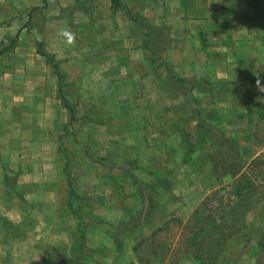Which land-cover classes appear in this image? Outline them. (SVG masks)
I'll use <instances>...</instances> for the list:
<instances>
[{
	"label": "rangeland",
	"instance_id": "rangeland-1",
	"mask_svg": "<svg viewBox=\"0 0 264 264\" xmlns=\"http://www.w3.org/2000/svg\"><path fill=\"white\" fill-rule=\"evenodd\" d=\"M28 1L0 0V264L43 260L46 249L38 247L57 241L71 248L78 246L79 239L58 234L64 227L84 236V245L90 249L88 257L99 264H264V113L254 115L251 137L243 139L248 146L232 144L226 137L223 146L218 143L217 150H211L218 154L215 161L221 169L209 180L202 179L205 186L198 188L200 178L207 173L204 167H209L204 157L208 149L194 155L198 146L195 137L170 132L162 140L148 129V117L157 120L162 112L175 108L151 105L148 95L155 90L146 88L145 77L138 73L137 82L132 68H118L114 59L98 56L100 48L115 44V33L110 41L106 37L105 14L98 12L92 17L94 26L90 28L86 9V15L63 8L56 12L37 0L31 5L36 9H26ZM68 15L71 18L66 20ZM64 28L75 34L73 46L59 36ZM98 38L106 42H98ZM36 41L42 42V52L55 62L38 53ZM153 64L156 70L162 67L158 60ZM154 76L158 80L163 75L158 72ZM58 84L62 85V99L75 111L72 117L60 98ZM39 90L44 102L37 106L34 98ZM14 98H22L24 103L11 105ZM37 114L42 120L39 135L20 138L23 149H12L16 145L7 137L9 119ZM12 126L19 128L14 123ZM154 126L158 127V121ZM168 143L169 152L164 157L151 149L167 147ZM7 147L16 152L7 156ZM242 148L249 149L242 150L246 160H241ZM162 160H174L169 171ZM19 161H23V171L18 175L15 167ZM252 161L255 163L249 166ZM228 167L251 171L255 198L244 217L250 229L246 226L232 232L215 242L219 246L206 251L197 249L191 233L194 211L199 210L196 218L201 227L212 221L220 223L213 234L217 235L224 229L220 219L231 201L237 200L230 187L205 202L208 195L232 182L222 178L220 171ZM180 178L188 182L178 189V196L173 187ZM15 197L20 202L14 201ZM2 216L9 220L5 222ZM161 217L165 219L158 224ZM22 218L20 233L17 223ZM141 240L142 246L133 252ZM255 244L259 245L258 253L252 252ZM68 261L60 259L59 264Z\"/></svg>",
	"mask_w": 264,
	"mask_h": 264
},
{
	"label": "crops",
	"instance_id": "crops-1",
	"mask_svg": "<svg viewBox=\"0 0 264 264\" xmlns=\"http://www.w3.org/2000/svg\"><path fill=\"white\" fill-rule=\"evenodd\" d=\"M33 3L34 0H29L28 3H25L24 8L36 9L31 6ZM40 3L46 8L55 9L56 12L63 8L69 10L70 13L76 14L81 11V14L86 15L87 10L89 18L87 26L90 28L94 26L92 17H96L98 12L105 14L104 28L109 34H106V37L110 41L112 40L111 33H115L113 38L115 44L109 49L108 47L100 48L98 56L114 59L118 68L128 67L127 70L132 68L131 72L137 82L138 73L139 76L145 77L142 81H146V88L155 90L148 95L147 100L151 105L156 104L165 110L170 105L175 108L170 113L169 110L166 113L162 112L161 117L157 120L148 117L146 123L151 124L148 129L161 137L162 140L166 135L169 137L170 132L176 136L195 137V143L198 146H196L194 155L197 153L201 155L202 152H198L200 149H208L204 157L209 167H204V171L207 173L200 178V183L196 185L198 188L205 186L202 179L212 178L213 173L221 169L215 161L218 154L216 151L212 153L211 150L218 148V143L223 146L226 142L223 138L229 137L232 144L240 147L243 144L248 146V141H243V139L251 137L250 124L255 120L254 115L258 116L264 113V93H261L256 87L257 79L260 80L261 85H264V0H121V4L116 6H113L111 0H37V4ZM74 10L75 12H73ZM128 13L132 16H139L156 27L166 29L167 41L160 56L172 74L187 83L185 88L173 92L163 90L167 78L166 68L162 66L156 70L153 62L149 60V54L144 49L141 29L135 20L129 17ZM65 18L68 20L71 17L68 15ZM66 22L70 24L69 21ZM106 22L110 23L106 25ZM99 39H97L98 42L104 41ZM158 72H161L163 76L156 80L154 74ZM190 85L192 88L188 89ZM134 87L136 86L134 85ZM40 90L37 99L34 98L38 102L37 106L44 102ZM191 97L195 99V102ZM14 100L15 98L12 99L11 105L17 106L24 103L22 98L21 101ZM196 109L199 111L198 114L195 113ZM154 121H158L157 128L154 126ZM8 123L11 129L7 137L13 138L16 145L12 149H23L25 145L21 143L20 138L33 139L37 137L42 126L40 114L25 117V119H20V116L15 119L11 117ZM13 123L17 124L19 128L15 129V126H12ZM188 134L189 136H187ZM202 139L205 141L203 142ZM12 149L7 147L5 150L7 156H12L16 152ZM151 149L162 152L164 157V154L167 155L169 152V143L167 147L158 145ZM240 150L242 152V150L249 149L242 148ZM203 152L205 153V151ZM244 155L241 156V160L248 159ZM194 160L197 161V158ZM162 161L165 170L169 171L170 163L174 160L170 163ZM22 162L19 161L15 167V172L18 175L23 171L20 168ZM202 163L205 162L201 160ZM7 166L9 168L10 164ZM229 170L233 169L229 167L225 169L227 173ZM220 171L222 178L230 180L229 182L232 181L233 172L225 175V171ZM194 174L196 175V173ZM184 179H178L173 187V193L178 196L180 195L178 189L188 182V179ZM194 181L197 182V180ZM2 182L3 186L9 190L4 179ZM209 182L210 187L212 182ZM13 199L20 202L17 197ZM163 219L165 218L161 217L158 224H161ZM2 220L6 222L9 219L2 216ZM22 221L23 218L17 223L20 233ZM0 224L3 223L0 222ZM246 226L249 230L250 226L248 224ZM64 229L65 227L61 230L59 228V233L58 230L55 232L59 235L79 239L81 242L78 246L71 248L68 245H63L62 242L58 244V241L47 247L39 246L38 249L43 248L42 251L46 249L43 260H29L20 264H59L60 259L69 260V264H72L71 260L80 253L81 234L76 236L69 229L67 231ZM10 246L13 247V245ZM258 249L259 245L255 244L252 247V252L258 253ZM1 264L11 263L3 261ZM84 264L99 263L88 257Z\"/></svg>",
	"mask_w": 264,
	"mask_h": 264
},
{
	"label": "trees",
	"instance_id": "trees-1",
	"mask_svg": "<svg viewBox=\"0 0 264 264\" xmlns=\"http://www.w3.org/2000/svg\"><path fill=\"white\" fill-rule=\"evenodd\" d=\"M113 3V6H116L119 4L118 0H111ZM115 4V5H114ZM129 17H131L137 25L140 27L141 32H142V37H143V42H144V49L148 52L149 54V60L151 62H156L157 60L162 64L161 66H164L166 68L167 72V78L164 82L163 85V90L164 91H176L178 89L185 88L187 83L179 77H177L175 74H172L171 70L164 65L162 62L160 53L162 51L163 46L165 45L167 41V32L166 29L163 27H156L152 24L147 23L145 20L141 19L139 16H132L130 13H128ZM37 45V50L38 53L45 57L46 59L49 60V62L54 61L52 57H49L46 53H43L41 48H42V42L41 41H36ZM55 62V61H54ZM59 85V84H58ZM192 85L189 86L188 89H191ZM59 89V94L60 98L62 99V85L58 86ZM186 91V90H185ZM188 91V90H187ZM192 98V97H191ZM195 99L192 98V101ZM64 107L69 111V114L71 117L74 115L75 111L72 108L71 105L68 104L66 99H62ZM195 102V101H194ZM196 105V104H195ZM195 113L198 114L199 111L196 109ZM255 163V161H252L249 163L252 165ZM248 168V166H247ZM226 172V171H225ZM229 173H225V175L230 174L233 172L232 176V182L225 187H222L221 189L215 191L212 195H208L205 198V202L209 201L212 199L213 196H216L220 193H224L227 189L232 188V196L237 198L236 201L232 202L231 205L228 207L229 210L227 214L225 215L224 219H220V222L223 223L224 229L221 230L217 235H213L216 231L217 228H219V224H216L215 221H212L207 225H203L202 227L199 226V219L196 218L199 210H195L193 213V216L191 218V222L193 221L195 224L192 226V237L194 239V242L197 245V249L203 248V251H206L207 249L213 247V245H218L219 239L222 237H229L231 236V233L233 232L234 234L241 231L242 229H245L246 225L244 222V217L246 213L250 210L251 206L253 205L252 200L255 198L254 193L256 191L252 190L254 187L253 182L250 181L249 173L251 172L250 170L245 169L243 171V167L237 168V170H229ZM252 194V195H251ZM247 200V201H246ZM223 202V200H222ZM204 204V203H203ZM225 207L223 206L222 209ZM228 215V217H227ZM75 218L78 219V221H81L82 219L80 216L77 214H74ZM210 219V218H209ZM199 226V227H198ZM197 228V229H196ZM136 229V228H135ZM134 229V230H135ZM196 229V230H195ZM130 230H133L130 228ZM162 229H157L155 232H153L152 236L156 235L159 233ZM133 231H130L131 233ZM114 239V237H112ZM81 247H80V253L77 257H75L73 260H71L72 264H84V261L88 258L89 256V251L90 249H86L84 245V236L81 235ZM218 240V243H215ZM142 241L141 240L136 247L133 248V252L137 253L138 249L142 246ZM199 245V246H198ZM201 245V246H200ZM114 246V245H113ZM219 246V245H218ZM117 250L120 249V246L116 248ZM94 251V250H93ZM92 251V252H93Z\"/></svg>",
	"mask_w": 264,
	"mask_h": 264
},
{
	"label": "clouds",
	"instance_id": "clouds-1",
	"mask_svg": "<svg viewBox=\"0 0 264 264\" xmlns=\"http://www.w3.org/2000/svg\"><path fill=\"white\" fill-rule=\"evenodd\" d=\"M59 36L63 39L66 45L68 46H73L75 44V34L68 28H64L59 32ZM257 89L261 92L264 93V85H261L260 80L257 79L256 83Z\"/></svg>",
	"mask_w": 264,
	"mask_h": 264
}]
</instances>
